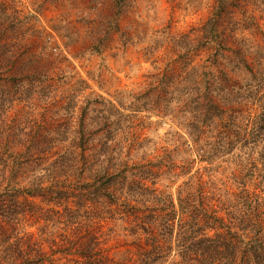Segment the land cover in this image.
Masks as SVG:
<instances>
[{
  "label": "rangeland",
  "instance_id": "1",
  "mask_svg": "<svg viewBox=\"0 0 264 264\" xmlns=\"http://www.w3.org/2000/svg\"><path fill=\"white\" fill-rule=\"evenodd\" d=\"M219 5L218 0H0V72L6 92L0 98V132L8 135H0L1 142L16 150L30 144L41 167L56 158V150L79 155L77 131L98 127H81L84 114L86 124L94 115L104 122V107L96 102L101 96L130 120L134 142L125 150L128 162L149 157V167L160 174L156 188L175 195L186 179L180 176L185 160L179 155L187 149L185 144L176 147L170 132L182 130L195 140L184 129L198 108L195 97L214 98L223 87V77L214 82L212 75L218 47L210 42V31L228 30L240 21L257 41L264 32V18L249 3L224 0L225 10L217 17ZM192 69L197 73L190 75ZM245 110L250 117L257 115L254 106ZM37 131L42 137L28 143ZM86 142L100 145L93 137ZM203 166L194 165L193 172ZM49 168L47 195L20 203L18 228L31 234L29 248L0 229V264L22 262L23 247L36 255L35 249L50 253L75 245L83 254L57 252L45 264H142L144 250L150 249L149 232L108 202L93 210L81 208L77 204L84 198L72 195H80L83 179L73 174L58 178L56 167ZM207 188L211 191V184ZM91 221L95 224L89 227ZM90 246L95 255L87 254ZM171 256L176 257V248Z\"/></svg>",
  "mask_w": 264,
  "mask_h": 264
},
{
  "label": "trees",
  "instance_id": "2",
  "mask_svg": "<svg viewBox=\"0 0 264 264\" xmlns=\"http://www.w3.org/2000/svg\"><path fill=\"white\" fill-rule=\"evenodd\" d=\"M223 1L218 0L217 17L225 10ZM242 1L264 18V0ZM247 28V24L235 21L228 30L213 27L210 31V42L218 47L214 63L217 69L212 75L214 82L223 77V87L214 98L195 97L198 108L192 109L195 113L184 126L186 135L195 136V140L183 136L179 126L181 131L170 132L176 147L185 144L187 149L179 155L185 160L180 176L186 179L175 195L156 188L160 174L149 167L152 161L149 157H140L132 165L128 162L125 150L134 142L129 137L130 120L111 100L98 96L96 102L101 101L104 107V122L101 125V117L94 115L86 124L84 114L81 127H98L88 133L87 126L77 131L74 144L77 152L81 151L79 155L74 150H56V158L41 167L42 161L30 144L16 150L0 140V229L4 231L1 235L23 241L29 248L27 240L31 234L18 228L23 212L20 203L47 195L51 175L46 173L54 165L53 175L58 178L66 179L73 174L76 179H83L80 195H72L75 199L84 198L78 206L93 210L108 202L123 218L132 217L131 222L149 232L150 249L144 250L142 264H264V32L260 34L261 41H257ZM195 73L192 69L190 75ZM4 80L0 72V98L6 96ZM253 106L257 115L250 117L245 109ZM37 132L28 143L42 137ZM87 137H93L100 145L86 146ZM144 142L139 143L137 150ZM86 150L90 153L85 154ZM199 164L204 166L193 172L194 165ZM138 167L140 174L135 173ZM210 184L211 191L207 188ZM94 224L91 221L89 227ZM15 232L18 235L13 236ZM75 246L57 252L83 254L76 249L79 245ZM23 248L19 249L22 262L18 264H45L57 254L53 249L50 253L35 249L33 255ZM175 248L176 257L169 259ZM96 252L90 246L87 254Z\"/></svg>",
  "mask_w": 264,
  "mask_h": 264
}]
</instances>
